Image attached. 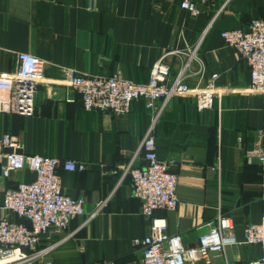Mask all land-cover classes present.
<instances>
[{
  "label": "crops",
  "instance_id": "obj_1",
  "mask_svg": "<svg viewBox=\"0 0 264 264\" xmlns=\"http://www.w3.org/2000/svg\"><path fill=\"white\" fill-rule=\"evenodd\" d=\"M183 1L0 0V73L13 74L21 53L46 63L35 115L0 113V136L17 137L25 154L87 167L84 173L60 170L64 193L86 199L85 215L66 232L50 231L35 264H142L134 241L151 231L131 178L123 177L130 163L144 166L139 151L150 126L144 103L121 116L87 112L65 83L68 69L90 76L122 73L144 84L161 57L168 55L175 78L186 57L171 53L197 48L187 83L204 86L217 74L223 95L205 112L193 98L176 97L156 126L157 154L177 175L179 205L154 216L166 219L169 232L187 247H196L221 215L233 219L239 235L264 215V166L251 158L264 137V94L248 91V64L221 38L264 19V0H193L198 17L182 8ZM34 178L24 171L1 181L0 206L6 189ZM261 255L257 246H236L213 255L212 264H255Z\"/></svg>",
  "mask_w": 264,
  "mask_h": 264
},
{
  "label": "built area",
  "instance_id": "obj_2",
  "mask_svg": "<svg viewBox=\"0 0 264 264\" xmlns=\"http://www.w3.org/2000/svg\"><path fill=\"white\" fill-rule=\"evenodd\" d=\"M182 8L194 17L201 15L193 0H184ZM221 38L248 64V91L264 94V19L253 20L248 29L225 31L221 33ZM196 51L197 48L171 53L186 57L175 78L171 76L166 62L168 55H165L152 67L149 81L144 84L131 81L122 73L90 76L77 74L73 69L65 72V83L78 92L87 112L127 115L134 103L142 101L150 115V126L139 151L144 166L136 167L132 162L123 173L124 178L132 180L134 196L142 202V214L151 219L150 234L134 241L141 248L142 264H212L213 255H226L229 248L236 246L259 247L262 255L255 264H264V215L259 223L248 226L240 235L236 233L233 219L221 215L211 230L200 237L196 247H187L180 235L169 232L166 219L154 216L158 210L175 211L179 205L177 175L171 171L170 163L162 161L157 154L156 126L176 97L193 98L197 110L205 112L213 109L216 98L223 95L215 84L219 77L217 74L204 86L191 87L187 83ZM18 58L19 66L13 74L0 73V113L32 117L36 112V96L46 81V63L29 53H21ZM19 149L17 137L9 133L0 136V182L24 171H30L35 176L34 180L19 183L2 194L0 264H35L46 251L40 246L50 231L66 232L75 219L85 215L86 199L73 198L64 193L60 170L84 173L86 165L72 160L29 155ZM251 156L264 166V137H261ZM101 206L102 203L98 209ZM104 264L122 263L110 261Z\"/></svg>",
  "mask_w": 264,
  "mask_h": 264
},
{
  "label": "water",
  "instance_id": "obj_3",
  "mask_svg": "<svg viewBox=\"0 0 264 264\" xmlns=\"http://www.w3.org/2000/svg\"><path fill=\"white\" fill-rule=\"evenodd\" d=\"M29 251V250H28Z\"/></svg>",
  "mask_w": 264,
  "mask_h": 264
}]
</instances>
